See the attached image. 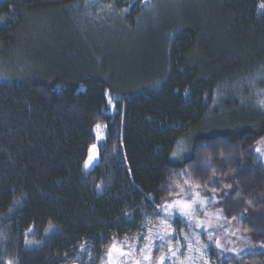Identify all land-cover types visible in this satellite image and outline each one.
<instances>
[{
    "label": "trees",
    "instance_id": "1",
    "mask_svg": "<svg viewBox=\"0 0 264 264\" xmlns=\"http://www.w3.org/2000/svg\"><path fill=\"white\" fill-rule=\"evenodd\" d=\"M85 1L0 0V264H100L181 184L260 247L210 264H264V0L190 3L117 74L114 50L41 33V11L57 27ZM144 1L116 0L123 33Z\"/></svg>",
    "mask_w": 264,
    "mask_h": 264
},
{
    "label": "rangeland",
    "instance_id": "2",
    "mask_svg": "<svg viewBox=\"0 0 264 264\" xmlns=\"http://www.w3.org/2000/svg\"><path fill=\"white\" fill-rule=\"evenodd\" d=\"M197 1L148 0L147 3L144 1L136 12L132 30L129 24H125L128 28L126 33L118 26L120 23L117 22V15L120 13L116 12L121 8H116V0H86L82 10L75 11L73 23L69 19H63L57 27L52 25L46 12L41 11L38 24L41 25V33L52 40L54 37L62 40V29L67 31L69 38H71L69 34L76 38V42L71 39L82 56L89 55L88 51L95 53L96 48L100 52L114 50L113 54L106 56V63H113L117 74L120 68L133 66L138 52L142 49L147 47L149 49L152 47L151 51L157 49L158 45L151 41L152 37L157 36V29L172 13L181 14L185 6ZM104 8L107 9V13L104 12ZM79 19L84 21L80 23ZM75 29L79 31V37L74 32ZM107 42L112 45L109 46ZM255 101L252 100V103L255 104ZM227 107L221 104L219 110L212 116L221 115L224 111L229 112L231 109ZM96 132L97 143L92 146L87 167L97 159L99 141L105 136L104 125L96 127ZM191 136L192 133L188 132L183 137L186 149ZM262 158L264 159V155ZM178 188L176 198L167 200L159 212H153L147 217L144 244H129L128 249L121 244H113L100 264H150L156 248L160 249L157 264H210L212 247L222 255V258L239 257L246 252L260 250L259 246L250 244L249 238H244L238 228L235 229L239 225L238 221L227 224L221 210L210 206V201L203 198L196 188L185 184ZM176 218L180 220L177 224L174 222ZM161 247L166 248L161 252Z\"/></svg>",
    "mask_w": 264,
    "mask_h": 264
},
{
    "label": "snow or ice",
    "instance_id": "3",
    "mask_svg": "<svg viewBox=\"0 0 264 264\" xmlns=\"http://www.w3.org/2000/svg\"><path fill=\"white\" fill-rule=\"evenodd\" d=\"M145 2L147 3L148 0H145ZM260 7H261V8H264V2L261 3ZM261 104L264 105V101H261ZM97 127H99V125H98ZM256 151H257L258 153H262V150H261L260 148H257ZM173 155H175V153H174ZM249 203H251V202H249ZM146 258H147V257H146ZM9 264H11V262H9Z\"/></svg>",
    "mask_w": 264,
    "mask_h": 264
}]
</instances>
